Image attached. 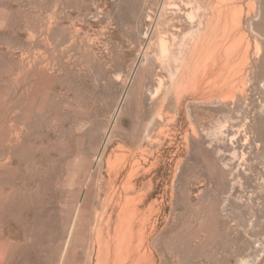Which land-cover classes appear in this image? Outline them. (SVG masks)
<instances>
[{"label":"rangeland","instance_id":"1","mask_svg":"<svg viewBox=\"0 0 264 264\" xmlns=\"http://www.w3.org/2000/svg\"><path fill=\"white\" fill-rule=\"evenodd\" d=\"M198 2L212 7L207 36L219 40L230 13H243L231 49L247 69L225 86L220 63L202 103L178 108L188 88L158 38L173 46L205 21ZM0 14V95H15L17 110L13 162L0 173L2 264H105L102 245L113 259L126 244L133 252L122 264H264V0H0ZM245 86L242 110L231 98ZM218 119L226 125L216 135ZM83 189L88 228L72 235Z\"/></svg>","mask_w":264,"mask_h":264},{"label":"bare ground","instance_id":"2","mask_svg":"<svg viewBox=\"0 0 264 264\" xmlns=\"http://www.w3.org/2000/svg\"><path fill=\"white\" fill-rule=\"evenodd\" d=\"M199 1V0H198ZM196 2V0H195ZM186 3V2H185ZM208 3V2H207ZM205 4V3H204ZM227 5V4H226ZM196 9L199 10L197 12V14L200 12L201 8L203 9V13H204V16H205V21L203 19V22H202V19H200L201 21L199 22V26L197 28H192L190 31L186 32L183 37L181 36V39L179 41H175V42H172L173 43V46L170 45L169 46V43L167 42L166 39H164L163 37H160L158 38L159 39V46H160V52H162L161 54L163 55L162 58L164 59L165 62H167L168 60H172V61H175L174 64H176V74L178 75V81H179V85L182 84V86H186V88H188V91L186 94H184L182 91L178 92L177 94V107L178 108H182L183 104L186 103L187 106L190 107L191 104L193 103H198V102H201L204 100V96L202 94V92L204 91V89L206 88L207 86V81L206 79L208 77H210L211 75L215 74L216 72V68L217 66L219 67L220 63H222V66L219 70V73H218V76L219 77H222L224 76V85L227 84L229 85V83L231 82V77L232 79L233 78H236L238 79V77H240L241 75L244 77V73H243V70L247 69V68H244L245 67V64L241 65L240 63H242L240 61V59L242 57V55H238V51H232L231 48H233L234 50V46L237 44L238 42V37L236 35V37L233 36V31H235L236 29L239 30H242L243 28V22L245 21L244 20V15L242 12H238V11H232V13H230V16H231V22H233V25H229V28H227V31L224 33V35L221 37V39L219 40V37L218 35H213V36H207V32L209 30L210 27L214 26V19L212 18L213 16H209V14H213L214 12H212V7H210V9L206 8V6H202L199 2L197 3L196 5ZM31 7V6H30ZM231 6L228 5V8L230 9ZM227 9V7H225ZM233 8V7H231ZM194 9H195V6H194ZM193 9L192 7V10H190L188 12V16L190 18V20L192 21L193 19L196 18L197 14L195 12V10ZM196 10V11H197ZM209 10V11H208ZM214 10V9H213ZM236 10V9H235ZM216 11V9H215ZM212 12V13H211ZM230 12V11H229ZM202 13V12H201ZM222 15H227V13H224V12H221ZM220 14V13H218ZM229 14V13H228ZM215 15V14H214ZM223 17V16H222ZM6 18V16H3L0 14V24H2V22L4 21V19ZM201 18V17H200ZM226 18V17H224ZM197 20V19H196ZM217 20V19H216ZM224 20V19H223ZM226 20H228V15H227V18ZM157 22V21H156ZM194 23V22H193ZM9 26V25H8ZM7 26V27H8ZM167 27V26H166ZM216 27V26H215ZM249 29V28H248ZM254 30V29H253ZM159 31V30H158ZM243 31V30H242ZM160 32V31H159ZM33 33V32H32ZM37 33V32H36ZM246 33V32H245ZM149 35V34H148ZM241 35V34H240ZM37 36V35H36ZM161 36V35H160ZM247 36V34H246ZM240 37V36H239ZM242 38V37H241ZM244 38V37H243ZM173 39L176 40V37L173 36ZM179 39V38H178ZM242 41V40H241ZM248 41V40H247ZM19 42V41H18ZM230 42H232V44L230 45L229 47V44ZM20 44V43H19ZM241 44V42H240ZM21 45V44H20ZM33 45V44H32ZM176 45V46H174ZM243 45V43H242ZM250 45V44H248ZM247 45V46H248ZM237 46V45H236ZM244 46V45H243ZM32 48L34 46H31ZM241 47V46H240ZM251 48V47H250ZM249 48V49H250ZM231 49V50H230ZM238 49V48H237ZM248 49V48H247ZM33 50V49H32ZM30 50V52L32 51ZM35 50V49H34ZM42 50V49H41ZM149 50V49H148ZM17 51V50H16ZM43 51V50H42ZM37 52V50H36ZM245 53V52H243ZM154 54V53H153ZM248 54V53H247ZM151 56V55H150ZM156 56V55H155ZM158 57V56H157ZM252 57V56H251ZM160 58V57H159ZM245 58V57H244ZM30 59V58H29ZM162 59V60H163ZM167 59V61L165 60ZM142 60V59H141ZM245 60V59H244ZM257 60V58H256ZM27 61V60H26ZM250 61V59H249ZM254 61V60H253ZM30 62V61H29ZM255 62V61H254ZM170 63V62H169ZM249 63V62H248ZM258 63V62H257ZM172 64V63H170ZM173 64V65H174ZM32 66V63L29 64ZM258 65V64H257ZM30 66V67H31ZM250 66V65H249ZM24 67V65H23ZM262 67V66H261ZM29 68V67H28ZM243 68V69H242ZM251 68V67H250ZM258 69H260L258 67ZM173 71V70H172ZM24 72V71H23ZM245 72V71H244ZM249 72V71H248ZM253 74V72H251ZM250 73V74H251ZM234 74V76L232 75ZM240 74V76H239ZM260 74V73H259ZM22 75V74H21ZM172 75V74H171ZM237 75V76H236ZM248 75V74H247ZM255 75V74H254ZM115 76V75H114ZM253 76V75H252ZM251 76V77H252ZM174 77V74L173 76ZM116 78H118L116 76ZM172 79V78H171ZM213 79V78H212ZM245 79V78H244ZM253 79V78H252ZM15 80H17V78H15ZM173 80V79H172ZM211 80V79H210ZM209 80V81H210ZM249 80V79H248ZM18 81V80H17ZM233 81H236L235 79H233ZM232 81V83H233ZM254 80H252L253 82ZM259 81V80H258ZM210 83V82H209ZM231 83V84H232ZM251 83V82H250ZM249 83V84H250ZM255 83V81H254ZM253 83V84H254ZM261 84V82H260ZM178 85V86H179ZM248 85V84H247ZM257 85V84H256ZM27 86V85H26ZM175 86V85H174ZM188 86V87H187ZM226 86V85H225ZM239 86V85H238ZM216 87V92H220V91H223L224 90V86L221 88V86H215ZM240 87V86H239ZM252 87V86H251ZM178 87L176 86V89ZM180 88V87H179ZM178 88V89H179ZM182 88V87H181ZM232 88V90L234 89V86L228 88V90L230 91ZM249 88V87H248ZM175 89V88H174ZM175 89V90H176ZM177 89V91H178ZM207 89V88H206ZM242 89V88H241ZM251 89V88H250ZM249 89V90H250ZM254 89V88H253ZM184 90V89H183ZM190 90V91H189ZM235 90V89H234ZM246 86L245 88L239 92L238 94L236 95V98L233 97L231 99V102L235 103L237 102V108L240 109V107L242 106L243 104V101H245V98L247 97L246 95L248 94L249 95V90H248V93L245 94V91H246ZM254 91V90H253ZM176 92V91H175ZM251 92V91H250ZM23 93H24V97H23V100L25 101L26 103V108L28 109L29 105H30V102L32 100V90L29 88V87H25L23 89ZM170 93V92H169ZM177 93V92H176ZM229 95V94H228ZM252 95V94H251ZM234 96V95H233ZM226 97V95H225ZM230 97V96H228ZM224 98V97H223ZM236 99V100H235ZM225 100V99H223ZM222 100V101H223ZM131 101V100H130ZM249 101V100H247ZM165 102V101H164ZM230 102V100H225V103H228ZM205 103V102H204ZM218 103V102H217ZM224 103V102H223ZM246 103V101H245ZM104 104V103H103ZM163 105V104H162ZM227 105V104H226ZM230 105V103L228 104ZM227 105V107H228ZM211 106V105H210ZM31 107V105H30ZM176 107V108H177ZM233 107V106H232ZM164 109V107H162ZM235 108V106H234ZM237 108L235 110H237ZM243 107H241L242 109ZM26 109V110H27ZM121 109V108H120ZM161 109V108H160ZM200 109V108H199ZM256 109V108H255ZM162 110V109H161ZM234 110V109H233ZM243 110V109H242ZM241 110V111H242ZM16 102H15V95L12 94V96H1L0 95V173L2 172L3 168L4 167H7L9 163H12L13 162V156H12V150L16 144V127H15V124H14V118L16 116ZM31 111V110H30ZM112 111V110H111ZM120 111V110H119ZM163 111V110H162ZM210 111V110H209ZM229 111V110H228ZM256 111V110H255ZM22 112V111H21ZM162 113V112H161ZM160 113V114H161ZM250 113V112H249ZM257 113V112H255ZM158 114V115H160ZM187 114V113H186ZM190 114V113H189ZM244 114V113H243ZM121 115V114H120ZM210 115V113H209ZM226 115V114H224ZM248 115V114H247ZM174 116V115H173ZM195 117V120L197 123L203 125L205 123V117H203V115L201 114H197V115H194ZM163 117V116H162ZM224 117V116H223ZM246 117V116H245ZM193 118V117H192ZM225 118L227 119L226 121L227 122H230L228 124H231V127L232 129L235 127H239L240 126V122L238 121V123L234 120L236 119L235 116L230 112L228 113V115L225 116ZM224 118V119H225ZM255 118V116H254ZM221 119V118H220ZM218 119L215 123V127H214V130H213V133L215 131L216 135L220 132L223 131L224 129V123L222 120ZM238 119V118H237ZM239 120V119H238ZM241 120V119H240ZM154 121V120H153ZM86 122V121H85ZM88 122V121H87ZM140 123V122H139ZM142 123V122H141ZM245 125L248 123V122H244ZM91 124V123H90ZM137 124V123H136ZM165 124V123H164ZM168 124V123H167ZM227 124V125H228ZM243 124V123H242ZM138 125V124H137ZM229 126V125H228ZM244 126V125H243ZM101 127V126H100ZM213 127V126H212ZM246 127V126H245ZM249 128V127H247ZM246 129V128H245ZM195 130V129H194ZM228 130V129H227ZM237 131V128L235 129ZM247 130V129H246ZM111 131V130H110ZM235 131V132H236ZM122 133V132H121ZM147 133V132H146ZM212 133V131H211ZM212 133V134H213ZM214 133V134H215ZM230 133V132H229ZM233 133V132H232ZM106 134V133H105ZM158 134V133H157ZM193 135L195 136H198V132L197 131H193L192 132ZM234 134V133H233ZM236 134V133H235ZM234 134V135H235ZM214 135V136H216ZM221 135V134H220ZM110 136V135H109ZM146 136V135H145ZM194 136V137H195ZM223 136V135H222ZM96 137V136H95ZM218 137V136H217ZM108 138V137H107ZM138 138V137H137ZM188 138V137H187ZM200 138V137H199ZM209 138V137H208ZM110 139V138H109ZM218 139V138H217ZM161 140V139H160ZM197 140V139H196ZM201 140V139H200ZM258 140V139H257ZM150 141V140H149ZM148 141V143L150 142ZM243 141V140H242ZM261 141V140H260ZM213 142V141H212ZM151 144H153L151 142ZM209 144V143H208ZM260 145V144H259ZM124 148V147H123ZM122 148V149H123ZM126 148V147H125ZM128 151L129 149L126 148ZM208 149V148H207ZM121 148H119V150H117L116 152H120ZM127 151V152H128ZM150 151V150H149ZM82 152V151H81ZM121 152H123L121 150ZM120 152V153H121ZM125 152V151H124ZM123 152V153H124ZM261 152V151H260ZM122 153V154H123ZM211 153V152H210ZM14 154V153H13ZM118 154V153H117ZM197 154V153H196ZM203 154V153H202ZM125 155V154H123ZM140 155V154H139ZM153 155V154H151ZM132 156H135V155H132ZM199 156V155H198ZM205 156V155H204ZM261 156H264V155H261ZM260 156V157H261ZM120 157V156H119ZM131 157V156H130ZM143 157V156H142ZM141 157V158H142ZM145 157V155H144ZM143 157V158H144ZM101 158V157H100ZM118 158V157H117ZM115 158V159H117ZM122 158V157H121ZM96 159V158H95ZM132 159V158H131ZM261 159H264V158H261ZM140 160V159H139ZM204 160H206L204 158ZM99 161V160H98ZM138 161V159L136 160ZM135 161V162H136ZM258 161V160H257ZM260 161V160H259ZM258 161V162H259ZM108 162V161H107ZM115 164L117 161H114ZM120 162V161H119ZM151 162V161H150ZM213 162V161H212ZM98 163V162H97ZM129 163H131L129 161ZM137 163V162H136ZM200 163V162H199ZM118 164V163H117ZM97 165V164H96ZM99 165V164H98ZM111 165V164H110ZM113 165V164H112ZM124 167V166H123ZM210 167V166H209ZM226 167V166H225ZM262 167V166H261ZM130 168V167H129ZM201 168V167H200ZM204 169V168H203ZM202 169V170H203ZM78 170V169H77ZM131 171V170H130ZM216 172V171H215ZM108 174V173H107ZM213 174V173H212ZM220 174V173H219ZM117 175V174H116ZM119 175V174H118ZM218 175V174H217ZM78 176V175H77ZM75 177V178H78V177ZM122 176V175H121ZM224 176V175H223ZM261 176V175H260ZM213 178V177H212ZM220 178V177H219ZM215 179V178H214ZM217 180V179H216ZM75 181V180H74ZM262 182V181H260ZM146 183V182H145ZM123 184V183H122ZM125 185V184H124ZM129 185H132V184H129ZM217 185V184H216ZM123 186V185H122ZM128 186V185H127ZM130 188V187H129ZM128 190V188H126ZM117 190V189H116ZM130 190V189H129ZM128 192V191H127ZM8 193V192H7ZM96 193V192H95ZM3 194V192H2ZM119 194V193H118ZM122 194V192H121ZM4 196V195H3ZM125 196V195H124ZM133 196V195H132ZM0 197H1V192H0ZM7 197V195H6ZM81 198L79 199V207L76 208V214H75V218H74V221L72 222L73 225H70V229H71V234L73 235L75 232L76 233H80L81 232V227L82 226H85L88 228V225L87 224H83V211L85 210L86 208V200H85V191L83 189V192L81 193ZM111 197V196H110ZM121 197V196H120ZM251 197V196H250ZM8 198V197H7ZM129 197H127L128 199ZM131 198V197H130ZM86 199H89L91 200L89 197L86 198ZM106 205V204H105ZM120 205V204H119ZM113 208V207H112ZM55 209V208H54ZM107 209V208H106ZM135 211V210H134ZM133 212V211H132ZM253 212V211H252ZM237 214V213H236ZM104 214H102L103 216ZM132 215V214H131ZM131 215L129 216H126L124 219H123V224L125 223H131L132 219H131ZM87 216V215H86ZM100 216V218L102 217ZM242 216V215H240ZM34 217V216H33ZM90 217H92V214L90 215ZM94 218V216H93ZM240 218V217H239ZM236 219V218H235ZM110 220V218H109ZM260 221V220H259ZM93 220L91 221V224H92ZM109 222V221H108ZM137 222V221H136ZM135 222V223H136ZM90 224V225H91ZM96 224V223H95ZM137 224V223H136ZM72 226V227H71ZM92 226V225H91ZM84 227V228H85ZM126 227V226H125ZM130 227V226H129ZM128 228V226H127ZM134 228V227H133ZM164 228V227H163ZM125 229V228H124ZM242 229V227H241ZM86 230V229H85ZM83 230V231H85ZM104 228L103 226L101 225H94L92 227V231L91 233L92 234H95L97 236V239L98 241L100 239H102L103 237V231ZM126 230V229H125ZM124 230V232H125ZM123 231V230H122ZM237 231V230H236ZM239 232V231H238ZM245 232V231H244ZM87 233V232H86ZM91 235V234H90ZM120 235H124V236H121L120 237V240H123L122 237L125 239V234H120ZM88 236V235H87ZM94 236V235H93ZM76 237V236H75ZM71 238V237H69ZM89 238V237H88ZM126 238H128L126 236ZM82 240V239H81ZM80 241V240H79ZM101 241V240H100ZM107 241V240H106ZM126 240H124L125 242ZM105 240H103V243L104 244ZM108 242V241H107ZM106 242V243H107ZM121 241L118 242V244L116 243L117 247L118 248H121L122 244L120 243ZM123 242V241H122ZM71 243V241H70ZM100 244V247L101 245ZM126 244V243H125ZM153 244V243H152ZM121 245V246H120ZM105 246V245H104ZM102 245V254H103V258L101 257V262H109L110 263V260L112 259L111 256H110V253L108 251V249L106 247H104ZM125 249V253L126 255L123 257H114L112 259V264H122L124 262V260H128L132 254V247L130 245H123ZM117 248V249H118ZM10 249V248H9ZM122 250V249H121ZM8 253V251L6 250V247H5V242L4 241H0V264L1 261H2V257L5 256V254ZM100 254V253H99ZM118 254V253H117ZM67 255V254H66ZM101 255V254H100ZM32 257V256H31ZM6 258V256H5ZM45 258V257H44ZM42 259V258H41ZM100 259V258H99ZM120 259V260H118ZM5 260V259H4ZM26 260V259H25ZM104 260V261H103ZM141 258L138 259V262L137 264H141ZM64 261V258L62 259L61 263ZM198 261V260H197ZM23 262V261H22ZM90 262V261H89ZM248 261L246 260L244 263L246 264ZM5 263V262H4ZM35 263V261H34ZM44 263V262H43ZM17 264V263H16ZM25 264V263H24ZM99 264H102V263H99ZM104 264V263H103ZM191 264V263H190ZM194 264V263H192Z\"/></svg>","mask_w":264,"mask_h":264}]
</instances>
